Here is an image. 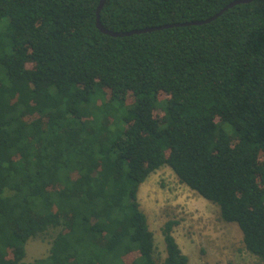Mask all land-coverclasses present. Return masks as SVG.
Instances as JSON below:
<instances>
[{"label":"trees","instance_id":"16d2710c","mask_svg":"<svg viewBox=\"0 0 264 264\" xmlns=\"http://www.w3.org/2000/svg\"><path fill=\"white\" fill-rule=\"evenodd\" d=\"M234 1L107 0L100 22L204 21ZM99 3L0 0V264H157L138 192L163 166L264 261V0L119 38ZM177 225L162 264H189Z\"/></svg>","mask_w":264,"mask_h":264},{"label":"rangeland","instance_id":"374dc122","mask_svg":"<svg viewBox=\"0 0 264 264\" xmlns=\"http://www.w3.org/2000/svg\"><path fill=\"white\" fill-rule=\"evenodd\" d=\"M138 199L154 235L157 264L166 258L162 227L169 220L178 222L173 234L189 264H264L246 250L238 225L225 222L216 205L179 182L168 166L147 178ZM64 230L65 225L50 227L29 239L25 261L47 257L52 241Z\"/></svg>","mask_w":264,"mask_h":264},{"label":"water","instance_id":"95a60500","mask_svg":"<svg viewBox=\"0 0 264 264\" xmlns=\"http://www.w3.org/2000/svg\"><path fill=\"white\" fill-rule=\"evenodd\" d=\"M107 0H100V3L98 5L97 8V12H96V27L105 35H108L110 37H126V36H131L134 34H142V33H149V32H153V31H157V30H162V29H167V28H172V27H182V26H190V25H202V24H207L210 23L212 21H214L215 19H217L224 11L228 10L229 8L238 5V4H245V3H250L253 0H237L232 2L231 4H229L227 7H225L222 11H220L219 13H217L216 15H214L213 17L204 20V21H197V22H189V23H179V24H169V25H164V26H159V27H150V28H143V29H135V30H131V31H125V32H116V31H111L107 28H105L101 22H100V12L102 10V8L105 5V2Z\"/></svg>","mask_w":264,"mask_h":264}]
</instances>
